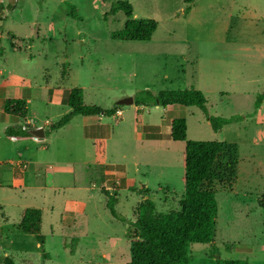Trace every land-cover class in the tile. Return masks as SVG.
Segmentation results:
<instances>
[{"label":"rangeland","instance_id":"rangeland-1","mask_svg":"<svg viewBox=\"0 0 264 264\" xmlns=\"http://www.w3.org/2000/svg\"><path fill=\"white\" fill-rule=\"evenodd\" d=\"M117 1L128 2L133 17L157 22L150 40L111 39L127 20L123 11L109 15ZM65 2L79 19L68 16ZM184 6V0H0V257L31 264L128 262L134 236L128 223L139 202L150 198L161 214L179 209L184 142L169 133L171 120L182 117L187 139L238 147L236 176L214 184V239L189 243L188 264H217L213 251L223 260L264 264V98L255 109L257 96H264V0H194L189 16ZM14 82L33 87L31 97ZM72 87L82 88L85 104L103 109L143 91L194 87L206 97L208 115L236 120L215 132L197 106L134 103L99 119L100 130L103 124L112 131L102 137L104 153L94 151L83 116L26 144L4 136L17 119L3 112L2 100L27 99L26 117L45 131L69 110L54 98L62 101ZM158 131L159 140L145 139ZM20 159L26 168H17ZM108 194L126 223L110 215ZM26 207L41 210L42 248L14 228ZM124 237L122 257L113 258L111 247Z\"/></svg>","mask_w":264,"mask_h":264},{"label":"trees","instance_id":"trees-1","mask_svg":"<svg viewBox=\"0 0 264 264\" xmlns=\"http://www.w3.org/2000/svg\"><path fill=\"white\" fill-rule=\"evenodd\" d=\"M194 0H184L183 13L186 14ZM65 5L69 11L68 16L79 19L76 7L68 2ZM123 11L127 17L124 26L111 32L113 40L120 41H148L157 28L154 19L135 18L132 6L126 1H117L112 4L109 15ZM104 15V19H106ZM264 96H257L255 109L259 107ZM135 105H146L153 102L156 105H182L197 106L206 116L213 131L236 120L235 116L208 115L206 97L194 88L162 90L157 94L143 91L133 97ZM64 103L69 111L57 121L51 123L45 135L67 125L78 115L112 116L118 111V106L103 109L96 105H87L83 100V90L72 87L65 93ZM3 112L15 117L19 122L4 129V136L12 140L30 139L34 136L31 131L34 127L25 124L27 103L21 98H9L3 102ZM170 139L184 142L182 154L183 164V193L178 201L179 209L175 213H157L155 204L150 198L139 202L135 210L134 221L128 224L133 227L134 236L130 238V260L126 264H188L187 246L189 243H209L214 239L216 231L217 203L214 189L216 182H229L236 176L238 163V147L235 143L217 140H189L186 138V122L182 117L173 118L170 122ZM96 152L104 151V142L98 140L94 143ZM148 188L142 193L149 194ZM114 195L108 194L105 206L110 215L121 223L126 219L119 215L114 205ZM42 213L39 208L26 207L15 230L32 235L39 247H43V238L40 235ZM217 264H247L245 260H223L217 256L216 251L211 253ZM46 258V255L43 254ZM1 264H31L29 262H15L11 257H0Z\"/></svg>","mask_w":264,"mask_h":264},{"label":"crops","instance_id":"crops-1","mask_svg":"<svg viewBox=\"0 0 264 264\" xmlns=\"http://www.w3.org/2000/svg\"><path fill=\"white\" fill-rule=\"evenodd\" d=\"M192 4H193V2H192ZM192 4H191V7H190V9H189V11L185 14V15H190V13L192 12V9H193V7H192ZM14 85L16 84L17 86H21V91H22V96H26V98H30L31 97V95H32V91H33V87H30V86H25V84H23V83H20V82H14L13 83ZM4 85L5 86H7V85H9V86H11V83L10 82H7V81H5V83H4ZM42 89L43 90H47V92H49L48 90L50 89L49 88V86L48 85H44L43 87H42ZM24 90H27V94H25L24 93ZM67 91V90H66ZM66 93V92H65ZM49 97H48V100L49 101H52L53 100V95H48ZM64 97H65V95H64ZM64 97L62 98V101L60 100V99H56V98H58V97H55L54 98V100L55 101H57L58 103H61V104H65L64 103ZM7 99H9V98H7ZM21 99H24L25 101H26V103H27V99H25V98H21ZM6 99H4V100H2V105H3V102L5 101ZM84 100V99H83ZM1 105V106H2ZM66 105V104H65ZM115 106H119V105H116L115 104ZM69 108V107H68ZM3 110V109H2ZM69 111V110H68ZM120 110H119V108H118V112H119ZM117 113V112H116ZM7 115V114H6ZM9 116V115H8ZM27 116V115H26ZM78 116H82V115H78ZM10 117H12V116H10ZM83 117H85L84 118V128L85 127H89L90 129H92L93 130V140H92V147H93V149H94V151L96 152V150H95V148H94V143L96 142V141H98V140H102L103 142H104V151L103 152H101V153H104L105 152V149H106V143H105V141H104V139H102V137H106V136H108V134L110 133V132H112V131H110L109 130V126L108 125H106V126H104L103 124L101 125L102 127H103V129L102 130H100L98 127H99V119H101V117H104V116H102V115H89V116H83ZM15 118V117H14ZM74 118V117H73ZM72 118V119H73ZM17 119V118H16ZM92 119H93V121H92ZM19 122V120L17 119V123ZM16 123V124H17ZM24 123L25 124H30L31 126H33L34 127V129L36 128H38V127H36L35 126V124H33L34 122H32V120H29L27 117H25V119H24ZM15 124V125H16ZM152 125V127H159V124H151ZM66 126V125H65ZM40 128H43L42 126H40ZM63 128V127H62ZM61 129V128H60ZM43 130H44V128H43ZM59 130V129H58ZM46 131V130H45ZM45 131H44V137L43 138H36L35 136L33 137V138H30V139H21V141H24V143L26 144L27 143V141H30V140H39V139H44L45 137H47L46 135H45ZM57 131V130H56ZM55 131V132H56ZM110 131V132H109ZM54 133V132H53ZM158 134V135H157ZM159 134H160V132L158 131V133H156L154 136H145V139H150V140H159ZM97 153H100V152H97ZM18 163L16 164V166H17V168L18 167H25L26 168V166H25V164H26V162L24 161V160H18L17 161ZM47 169L48 170H50L51 169V166H48L47 167ZM19 171V170H18ZM24 211V210H23ZM32 236V235H31ZM123 241H124V243H127L128 244V242L130 243V238H128V242H126V238L124 237V239L122 240V242H119V243H117V246H114V248L113 247H111L113 250L112 251H110V254H111V256L114 258V257H119V258H121L122 257V254H121V252H122V249H123V245H124V243H123ZM78 244L79 243H77L76 244V247L78 246ZM76 247H75V250H76ZM109 253H103L102 254V257H106L107 255H108ZM130 260V259H129ZM126 262V261H125ZM127 263V262H126ZM125 263V264H126ZM111 264V263H110ZM116 264H118V263H116ZM121 264H123V263H121Z\"/></svg>","mask_w":264,"mask_h":264},{"label":"water","instance_id":"water-1","mask_svg":"<svg viewBox=\"0 0 264 264\" xmlns=\"http://www.w3.org/2000/svg\"><path fill=\"white\" fill-rule=\"evenodd\" d=\"M134 104L133 97H124L121 100L116 102V105H131ZM32 135L36 138H43L44 137V130L43 128H35L31 131Z\"/></svg>","mask_w":264,"mask_h":264}]
</instances>
